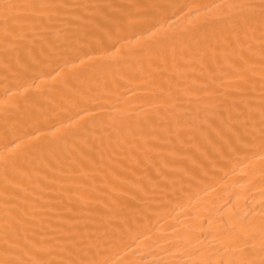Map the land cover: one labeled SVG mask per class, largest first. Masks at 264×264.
<instances>
[{"label":"bare ground","instance_id":"1","mask_svg":"<svg viewBox=\"0 0 264 264\" xmlns=\"http://www.w3.org/2000/svg\"><path fill=\"white\" fill-rule=\"evenodd\" d=\"M0 264H264V0H0Z\"/></svg>","mask_w":264,"mask_h":264}]
</instances>
